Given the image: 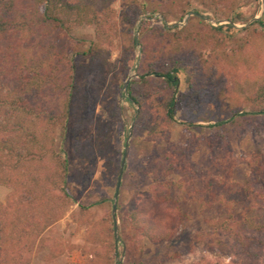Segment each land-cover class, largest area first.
I'll list each match as a JSON object with an SVG mask.
<instances>
[{
	"label": "trees",
	"instance_id": "obj_1",
	"mask_svg": "<svg viewBox=\"0 0 264 264\" xmlns=\"http://www.w3.org/2000/svg\"><path fill=\"white\" fill-rule=\"evenodd\" d=\"M115 1L0 0V186L10 189L5 203L0 204V264H22L24 250L31 241L77 202L78 193L69 184V169L74 164L84 167L91 159L90 152L96 151L105 158L112 186L118 179L122 154L109 151V138H97L84 145L77 135L76 127L86 118L91 94L89 86L78 80L76 58L92 51L80 53L69 47L57 50L49 41L52 33L68 35L73 26L100 30ZM192 1L211 7L227 20L236 6L233 2L220 11L219 0H168L167 4L161 0H120L122 19L128 26L126 33L133 30L136 18L147 13L154 15L160 8L181 19ZM194 22L213 38L230 36L228 31L223 33L221 27H211L198 16L190 18L181 29L169 30L149 21H141L139 28L141 59L138 79L127 89L128 102L137 106L136 124L147 137L169 146L162 160H153L151 169L153 187L148 198L155 203L156 211L137 199L126 206L117 203V219L128 228L129 241L139 250L145 241L158 244L176 239L183 219L175 206L163 208L161 215L158 207L161 210L169 202L171 185L179 188V183L160 180L179 174L183 165L184 149L170 143L174 115L178 108L195 110L199 98L198 92L191 90L190 79L185 80L187 91L180 92L178 79V73L187 68L185 56L195 55L200 44L201 37L192 31ZM251 27V44L263 41L262 20L253 22ZM226 28L232 29L229 25ZM134 48L130 39L123 61L125 71L131 68ZM257 97L264 102L262 92ZM255 116L264 117L263 106L254 113H232L229 120L219 121L215 127H224L236 117ZM105 148L114 160L102 155ZM72 154L77 155L76 163ZM244 164L252 175L244 186L218 183L215 179L205 182L212 202L226 209L224 218L209 222L212 239L207 248L228 260L212 263L203 258L197 264H264V151L249 157ZM124 175L120 191L125 186ZM243 199L246 205L235 215L233 205ZM106 204L111 205L110 199L101 198L89 205L79 203L78 209L82 215ZM102 222L104 244L115 254L110 213Z\"/></svg>",
	"mask_w": 264,
	"mask_h": 264
},
{
	"label": "rangeland",
	"instance_id": "obj_2",
	"mask_svg": "<svg viewBox=\"0 0 264 264\" xmlns=\"http://www.w3.org/2000/svg\"><path fill=\"white\" fill-rule=\"evenodd\" d=\"M233 2L236 6L230 20L221 18L211 7L192 1L183 18L160 8L154 15L147 13L136 18L133 30L127 34L123 7L120 0H116L110 5L112 10L100 30L94 26H73L68 35L55 32L49 36L57 50L69 47L80 53L92 51L76 58L78 80L89 86L91 94L86 118L76 127L77 135L84 145L97 138L99 141L109 138V151L120 152L121 162L128 140L123 168L125 186L119 189L116 202L118 242L114 238L113 254L104 244L102 221L109 213L112 217L117 181H113V186L110 184L112 178L106 160L96 151L90 152L91 159L84 167L71 166L69 184L78 193L77 202L31 241L24 250L22 264H197L203 258L212 263H227V257L207 248V242L212 239L209 222L224 218L226 209L212 202L205 182L215 179L218 183L246 185L252 175L244 161L264 151V117H236L224 127H215L217 122L229 120L232 113H254L264 107V102L257 97L260 92L264 95V40L251 44L249 38L253 22L262 20L264 24V0H219L218 7L222 11ZM195 16L211 27H221V32L228 31L230 36L213 38L200 24H192L193 33L201 40L196 54L185 56L187 68L178 73L179 91H187L185 80L190 79L191 90H196L199 98L195 110L178 108L174 115L170 143L184 149L183 165L179 174L160 180L179 183V188L171 185L169 202L162 205L161 210L158 207L161 215L163 208L175 206L183 219L176 239L158 244L145 241L139 250L129 241L128 228L117 219V203L126 206L137 199L150 210L155 209V203L148 198L153 187L151 169L153 160H162L169 146L147 137L136 124L138 108L128 102L129 94L122 92V86L129 75V84L138 79L141 51L137 41L141 21L174 30L186 27ZM228 25L232 29L228 30ZM130 39L135 48L131 68L125 71L123 61ZM85 91L83 88L82 92ZM103 151L102 155L114 160L106 148ZM72 155L76 163L77 155ZM9 193L10 189L0 186V204L5 203ZM101 198L110 199L111 205L80 214L79 203L89 205ZM245 202L243 199L233 205L235 215L242 211Z\"/></svg>",
	"mask_w": 264,
	"mask_h": 264
},
{
	"label": "water",
	"instance_id": "obj_3",
	"mask_svg": "<svg viewBox=\"0 0 264 264\" xmlns=\"http://www.w3.org/2000/svg\"><path fill=\"white\" fill-rule=\"evenodd\" d=\"M189 15H192V14H189ZM130 78H131V75L128 76V78L126 79V81L124 82V84L122 86V92L123 93H125L127 91V88H128L129 82H130ZM131 128H132V125L130 127V131H131ZM127 141H126V144H125V149H124V152H123V159H122V162H121V165H120L118 179H117L116 186H115V192H114V196H113V205H112V219H113V228H114V238H115L116 242H118L117 225H116V202H117V197H118V191H119V187H120L121 177H122V173H123L124 163H125V156H126V151H127ZM116 264H120V263L116 262Z\"/></svg>",
	"mask_w": 264,
	"mask_h": 264
}]
</instances>
